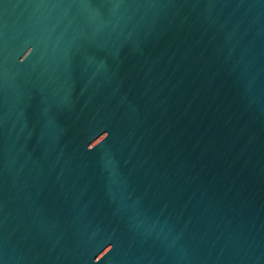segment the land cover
Returning a JSON list of instances; mask_svg holds the SVG:
<instances>
[{
    "label": "water",
    "instance_id": "water-1",
    "mask_svg": "<svg viewBox=\"0 0 264 264\" xmlns=\"http://www.w3.org/2000/svg\"><path fill=\"white\" fill-rule=\"evenodd\" d=\"M0 264H264V0H0Z\"/></svg>",
    "mask_w": 264,
    "mask_h": 264
}]
</instances>
